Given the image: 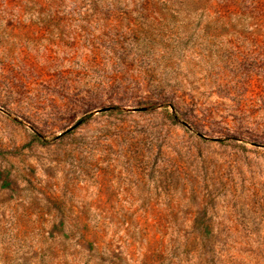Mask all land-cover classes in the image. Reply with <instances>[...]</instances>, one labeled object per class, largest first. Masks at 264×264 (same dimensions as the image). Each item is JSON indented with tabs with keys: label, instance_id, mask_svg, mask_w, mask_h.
I'll use <instances>...</instances> for the list:
<instances>
[{
	"label": "rangeland",
	"instance_id": "1",
	"mask_svg": "<svg viewBox=\"0 0 264 264\" xmlns=\"http://www.w3.org/2000/svg\"><path fill=\"white\" fill-rule=\"evenodd\" d=\"M0 264H264V0H0Z\"/></svg>",
	"mask_w": 264,
	"mask_h": 264
},
{
	"label": "water",
	"instance_id": "2",
	"mask_svg": "<svg viewBox=\"0 0 264 264\" xmlns=\"http://www.w3.org/2000/svg\"><path fill=\"white\" fill-rule=\"evenodd\" d=\"M100 111H104V110H100ZM77 127V125L73 126L72 128L69 129V131L75 129Z\"/></svg>",
	"mask_w": 264,
	"mask_h": 264
}]
</instances>
